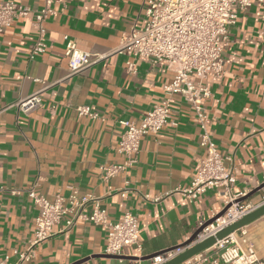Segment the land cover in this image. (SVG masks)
Returning a JSON list of instances; mask_svg holds the SVG:
<instances>
[{
	"label": "crops",
	"instance_id": "1",
	"mask_svg": "<svg viewBox=\"0 0 264 264\" xmlns=\"http://www.w3.org/2000/svg\"><path fill=\"white\" fill-rule=\"evenodd\" d=\"M13 1L33 10L43 5L42 0ZM146 4L57 0L54 15L43 23L46 50L33 58L29 50L37 29L32 15L0 32V255L25 249L33 237L38 208L29 189L52 200L73 188L79 196L96 199L111 221L131 212L138 221L140 250L129 245L119 257L106 256L105 230L80 221L67 231L66 215L22 264H75L83 259L78 264H158L160 259L147 258L180 247L199 222L223 208L224 199L215 189L194 200L181 193L204 155L194 111L182 95H175L171 105L170 119L176 125L144 135L129 168L107 182L100 178L103 165L125 159L117 152L124 122H139L164 98L163 86L173 72L162 62L116 52L69 75L64 36L82 51L110 52L130 26L143 25ZM223 59V73L204 82L212 93L205 109L211 137L234 178L230 193L239 198L264 183V2L238 13ZM130 61L134 71L127 68ZM34 92H39L40 104L20 111L15 103ZM79 106L97 117L79 115ZM263 201L264 187L240 204L252 208ZM231 237L224 246L216 243L204 250L206 264L234 242L243 251L250 246L264 260V215Z\"/></svg>",
	"mask_w": 264,
	"mask_h": 264
},
{
	"label": "built area",
	"instance_id": "2",
	"mask_svg": "<svg viewBox=\"0 0 264 264\" xmlns=\"http://www.w3.org/2000/svg\"><path fill=\"white\" fill-rule=\"evenodd\" d=\"M56 1L42 0V7L35 10L13 0L0 2V32L15 20L32 15L37 38L29 50V58L44 53L47 44L43 23L54 15L53 6ZM263 2L264 0H147L143 25L130 26L123 34L120 46L107 53L82 51L77 48L73 39L64 36V54L69 75L82 72L116 52L133 58L149 59L153 63L162 62L173 72L171 81L163 86L164 98L152 105L139 122H124L125 130L119 136L117 152L125 159L119 165H103L100 178L107 182L110 177L129 168L135 162L139 143L144 135H156L168 123L176 125L170 119L171 105L175 95H182L194 111L204 155L190 184L181 193L187 200H194L206 190L215 189L216 194L224 199V206L230 204L221 217L199 233V239L216 233L251 209L234 203L237 196L230 193L234 178L225 168L224 157L217 149L207 126L205 102L212 93L204 82L208 76L223 73V49L228 43L229 28L235 24L238 13L253 4ZM133 65L132 61L127 62L129 70L134 71ZM39 104V92H34L18 100L15 106L26 113ZM76 110L79 115L97 117L96 113L85 106H79ZM70 189L67 196L57 193L52 200L37 195L33 189L28 190V196L38 208L33 237L25 249H13L9 254L0 255V264H22L29 261L35 247L53 235V226L66 215H69L65 218L67 231L80 221L101 226L106 232L103 248L106 255L119 256L123 248L129 245L140 250L139 226L134 214L125 212L118 221H111L96 199L79 196L75 189ZM122 191H126V188ZM144 198L147 199L148 196L145 195ZM157 200L158 198H153V201ZM203 223L199 222L197 228ZM230 242L231 234L217 244L224 246ZM13 256L15 259L11 261ZM154 259L163 261L161 257ZM207 261V254L202 251L183 264H206ZM212 264H264V260L259 259L250 246L243 251L234 242L233 245L226 246Z\"/></svg>",
	"mask_w": 264,
	"mask_h": 264
},
{
	"label": "water",
	"instance_id": "3",
	"mask_svg": "<svg viewBox=\"0 0 264 264\" xmlns=\"http://www.w3.org/2000/svg\"><path fill=\"white\" fill-rule=\"evenodd\" d=\"M262 187H264V183L258 186L257 188H255L254 190H252L251 192L237 198L234 201V203L240 204V203L245 202L247 199H249L254 193L260 190ZM229 206L230 204L223 206V208L217 214H215L209 220L205 221L203 225L198 227L180 247H175L170 250H163L161 252H158L156 254L149 256L147 259H154L156 257H161L163 258V261H161L158 264H182L185 261L192 258L193 256H195L196 254L215 245L218 241H221L222 239H224L231 233L235 232L236 230L246 226L247 224L251 223L252 221L264 215V201H263L260 204L246 211L240 218L233 221L229 225L223 227L216 233L209 235L205 238L199 239L198 238L199 233H201V231L206 226L210 225L217 218L221 217ZM170 251H175V252L171 254ZM106 256L119 257V256H111V255H106ZM84 260L86 259H83L80 262ZM80 262H77L75 264H78Z\"/></svg>",
	"mask_w": 264,
	"mask_h": 264
}]
</instances>
